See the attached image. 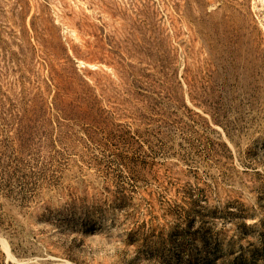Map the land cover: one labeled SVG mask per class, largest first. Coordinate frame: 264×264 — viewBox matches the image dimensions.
<instances>
[{
    "label": "rangeland",
    "instance_id": "374dc122",
    "mask_svg": "<svg viewBox=\"0 0 264 264\" xmlns=\"http://www.w3.org/2000/svg\"><path fill=\"white\" fill-rule=\"evenodd\" d=\"M0 264H264V0H0Z\"/></svg>",
    "mask_w": 264,
    "mask_h": 264
},
{
    "label": "bare ground",
    "instance_id": "6f19581e",
    "mask_svg": "<svg viewBox=\"0 0 264 264\" xmlns=\"http://www.w3.org/2000/svg\"><path fill=\"white\" fill-rule=\"evenodd\" d=\"M0 242H1V245H2V248L4 249V251H6L9 255V247H8L6 240L3 238H0Z\"/></svg>",
    "mask_w": 264,
    "mask_h": 264
}]
</instances>
